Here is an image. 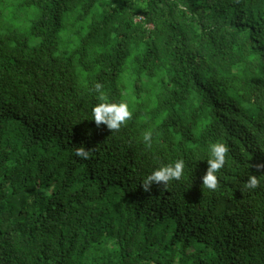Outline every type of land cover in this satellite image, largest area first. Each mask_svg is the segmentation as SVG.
<instances>
[{
  "label": "trees",
  "instance_id": "obj_1",
  "mask_svg": "<svg viewBox=\"0 0 264 264\" xmlns=\"http://www.w3.org/2000/svg\"><path fill=\"white\" fill-rule=\"evenodd\" d=\"M96 82L129 103L118 130L92 120ZM257 165L264 0H0V264H264Z\"/></svg>",
  "mask_w": 264,
  "mask_h": 264
},
{
  "label": "clouds",
  "instance_id": "obj_2",
  "mask_svg": "<svg viewBox=\"0 0 264 264\" xmlns=\"http://www.w3.org/2000/svg\"><path fill=\"white\" fill-rule=\"evenodd\" d=\"M93 91L96 94V99L99 101L92 108V120L97 126L104 124L108 129L118 130L125 126L132 119L133 113L129 108V103L125 100L120 102H109V98L104 90V85L96 82L93 86ZM142 141L145 147L150 148L153 141V131L148 129L142 133ZM229 152L228 145L222 141L209 142L206 149V160L208 168L202 177V185L209 190L218 188V172L226 164V156ZM75 155L88 159L89 150L79 147L75 151ZM257 168L264 165H257ZM185 161L176 159L170 163H161L143 180V188L148 191L153 183L163 184L167 186L170 181L180 180L184 175ZM264 183V177L257 175H249L248 179L243 183L241 192L244 190L256 189Z\"/></svg>",
  "mask_w": 264,
  "mask_h": 264
},
{
  "label": "rangeland",
  "instance_id": "obj_3",
  "mask_svg": "<svg viewBox=\"0 0 264 264\" xmlns=\"http://www.w3.org/2000/svg\"><path fill=\"white\" fill-rule=\"evenodd\" d=\"M149 27H151V28H152L153 26H152V25H150ZM127 95H130V93H128Z\"/></svg>",
  "mask_w": 264,
  "mask_h": 264
},
{
  "label": "built area",
  "instance_id": "obj_4",
  "mask_svg": "<svg viewBox=\"0 0 264 264\" xmlns=\"http://www.w3.org/2000/svg\"><path fill=\"white\" fill-rule=\"evenodd\" d=\"M151 28V27H150Z\"/></svg>",
  "mask_w": 264,
  "mask_h": 264
}]
</instances>
